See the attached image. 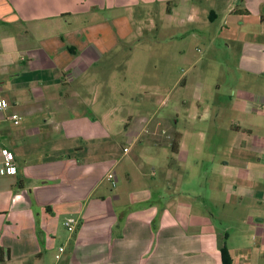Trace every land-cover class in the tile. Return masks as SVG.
Segmentation results:
<instances>
[{"label":"crops","instance_id":"1","mask_svg":"<svg viewBox=\"0 0 264 264\" xmlns=\"http://www.w3.org/2000/svg\"><path fill=\"white\" fill-rule=\"evenodd\" d=\"M184 26L216 34L207 42H224L219 61L232 70L226 85L179 48L185 68L167 73L189 91L190 102L175 105L189 108L141 119L154 145L168 148L161 174L189 183H133L124 171L111 199L101 172L118 164L116 108L87 95L133 31ZM0 98L21 117L0 124V150L17 167L0 176V264H223L222 247L230 264H263L264 0H0ZM122 198L123 212L114 207ZM68 218L77 228L59 238L56 223ZM229 224L240 225L236 246Z\"/></svg>","mask_w":264,"mask_h":264},{"label":"rangeland","instance_id":"2","mask_svg":"<svg viewBox=\"0 0 264 264\" xmlns=\"http://www.w3.org/2000/svg\"><path fill=\"white\" fill-rule=\"evenodd\" d=\"M118 14L124 15L122 11ZM134 22L136 19L133 20V24ZM227 32L228 30H225L223 36ZM197 34L198 36L190 31V26H184L181 29H158V31L148 28L147 31L139 34L137 31H133V34L126 41L120 42L110 53L108 58L112 61L109 60L111 62L109 69H105L107 73L104 76L106 78H102L98 92L91 91L87 95L90 99L94 97L110 103L111 109L116 108L113 115L116 152L112 157L118 161V164L116 167L104 168L101 172V179L104 174L112 173L117 175L118 185L115 188H110L109 182L103 179L101 192H105L107 197L112 199L117 192H122L125 183L124 171L129 173L133 183L159 184L161 188L167 182L189 183L190 178L182 173L175 174L171 179H166L161 174V165L169 156L168 148L154 145L151 135L145 133L146 125L141 122V119L148 120L152 117L153 120H161L164 117L170 118L168 116H172L175 112L182 114L189 108V105H175L179 103L180 99L189 103V91L182 90L180 86L173 87L179 75L173 72L167 73V69H177L182 66L185 68L183 61L175 59L179 48L184 50L183 54H185L186 59L195 62L206 73H209L207 70L211 66L217 71L218 80H223L228 85L227 82L230 78L224 71L228 67L224 68L225 66L219 61L221 55L224 57L222 53L225 50L222 49L224 42L214 38L208 43V38L212 40L215 37L216 34L214 33L208 37L206 35L200 36L198 32ZM205 56L208 57V61H206ZM112 57L114 58L111 59ZM217 59L218 61H216ZM96 67L97 70L103 68L101 66ZM228 69L231 70V68ZM205 78L212 81L214 74L206 75ZM105 81L106 88H102ZM225 92L226 88L221 95H225ZM95 112L98 114V119L104 120L105 111ZM148 126L155 128L152 126V122ZM146 129L148 130V127ZM168 141L170 142V139ZM122 147L126 148L125 155L122 152ZM140 166L144 176L137 172L140 170ZM114 205L115 209L123 212V198ZM64 222L63 219H60L55 226V233H59V238H65L69 233L64 227ZM228 228L230 231L229 244L238 245L240 234L234 232L240 228V225L229 224ZM58 242L56 240L55 245ZM46 263L52 264V261L47 258L44 264ZM253 264H256V261Z\"/></svg>","mask_w":264,"mask_h":264},{"label":"built area","instance_id":"3","mask_svg":"<svg viewBox=\"0 0 264 264\" xmlns=\"http://www.w3.org/2000/svg\"><path fill=\"white\" fill-rule=\"evenodd\" d=\"M9 108V103L6 100L0 98V124L2 122H9L13 126H18L20 124L21 117L19 114L9 111ZM124 151H126V149H124ZM16 173L17 167L13 154L8 149L2 147L0 150V176H14ZM106 178L113 187L116 185L117 181L115 175L108 173ZM63 224L69 233H74L78 222L73 218H68ZM59 250L62 251V248Z\"/></svg>","mask_w":264,"mask_h":264},{"label":"trees","instance_id":"4","mask_svg":"<svg viewBox=\"0 0 264 264\" xmlns=\"http://www.w3.org/2000/svg\"><path fill=\"white\" fill-rule=\"evenodd\" d=\"M178 143H179V137L178 136H174L170 142H169V145H170V152L172 154H176L177 153V150H178ZM221 255H222V262L223 264H230L229 263V258H228V255H227V252L225 250V247H222L221 250Z\"/></svg>","mask_w":264,"mask_h":264}]
</instances>
